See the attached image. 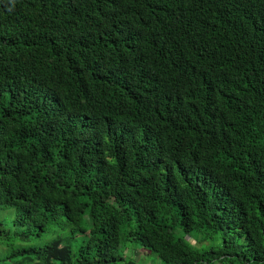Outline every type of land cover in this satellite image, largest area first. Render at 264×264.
Masks as SVG:
<instances>
[{
	"label": "trees",
	"instance_id": "obj_1",
	"mask_svg": "<svg viewBox=\"0 0 264 264\" xmlns=\"http://www.w3.org/2000/svg\"><path fill=\"white\" fill-rule=\"evenodd\" d=\"M129 248L264 264V0H0V264Z\"/></svg>",
	"mask_w": 264,
	"mask_h": 264
},
{
	"label": "rangeland",
	"instance_id": "obj_2",
	"mask_svg": "<svg viewBox=\"0 0 264 264\" xmlns=\"http://www.w3.org/2000/svg\"><path fill=\"white\" fill-rule=\"evenodd\" d=\"M9 213V212H8ZM12 215H9V219H11ZM9 219L7 220V224L10 222ZM12 229V228H11ZM59 236L64 237V231L63 229L59 226V224H55L53 226H51L48 231H46V233L42 234L41 236H39L38 238L32 236V237H28L27 239H24L22 241H9V249H3L4 252L7 254L9 251L7 250H12L13 248H21L24 246H36V247H41L44 246L47 243H51V241H53L54 239L58 238ZM139 252L141 254H137V251L135 253L134 250H132V248H129L127 251V255L129 257V259H132V261H134L135 264H154L155 260V255L151 254V256L147 255L148 252L140 249ZM138 255L140 256V262L137 260L138 259ZM11 264L15 263L14 261H10ZM10 262H5V263H1V264H10ZM158 264V263H157Z\"/></svg>",
	"mask_w": 264,
	"mask_h": 264
}]
</instances>
